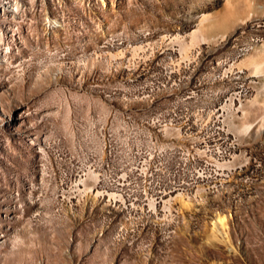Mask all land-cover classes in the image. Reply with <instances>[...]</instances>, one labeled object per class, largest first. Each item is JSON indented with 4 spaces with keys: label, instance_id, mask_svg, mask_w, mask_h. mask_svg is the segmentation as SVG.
Segmentation results:
<instances>
[{
    "label": "rangeland",
    "instance_id": "1",
    "mask_svg": "<svg viewBox=\"0 0 264 264\" xmlns=\"http://www.w3.org/2000/svg\"><path fill=\"white\" fill-rule=\"evenodd\" d=\"M263 4L0 0V264H264Z\"/></svg>",
    "mask_w": 264,
    "mask_h": 264
},
{
    "label": "bare ground",
    "instance_id": "2",
    "mask_svg": "<svg viewBox=\"0 0 264 264\" xmlns=\"http://www.w3.org/2000/svg\"><path fill=\"white\" fill-rule=\"evenodd\" d=\"M247 0H236V2H237V5H240V4H243V3H245ZM255 1V0H254ZM249 2V1H248ZM251 2V1H250ZM253 3V2H252ZM259 3V2H258ZM257 3V4H258ZM261 7V10H263L264 11V4H263V6H260Z\"/></svg>",
    "mask_w": 264,
    "mask_h": 264
}]
</instances>
